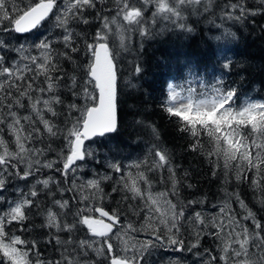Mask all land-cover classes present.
Masks as SVG:
<instances>
[{
  "label": "snow or ice",
  "instance_id": "6c2138e0",
  "mask_svg": "<svg viewBox=\"0 0 264 264\" xmlns=\"http://www.w3.org/2000/svg\"><path fill=\"white\" fill-rule=\"evenodd\" d=\"M106 2L0 0V203L5 202L2 194L12 180L26 182L16 186L17 196L0 210V260L8 264H147L145 254L162 248L192 252L198 257L197 264H264V223L247 209L239 194L225 189L227 199L209 218L206 210H197L205 200L190 199L185 203L180 198L177 169L167 150L158 144L152 145L144 159L126 166L106 163L113 173H121L114 182L131 193L125 199L143 201L142 205L130 206L139 223L127 215L122 219L119 209L106 211L97 203V199H105L102 182L113 180V176L96 172L93 178L84 179L79 175L89 160L98 162L92 143L118 129L120 51H131L135 34L151 39L166 30L191 33L188 17L210 12L215 0H114L115 16L109 19L97 15L100 26L91 42L82 33H74L70 27L73 21L88 24L85 10ZM245 3L246 0H228L221 5V20H242L249 12ZM150 9L151 15L146 17ZM46 23L61 34L54 36L50 30L30 45H13L3 38L4 33L35 35ZM158 23L159 31H153ZM225 33L235 36L227 29ZM111 37L118 38L120 51L110 48ZM57 45L64 50H58ZM7 52L16 53V58L9 61ZM77 52L86 61L76 63L70 53ZM65 60L73 62L79 75L73 74L68 80L63 75H52L62 71ZM224 66L229 67L227 63ZM140 72L141 67L135 65L133 73ZM222 79L200 90L191 87V82L187 89L170 83L163 107L180 130L192 137L193 151L202 148V137H207L212 146L206 153L209 164L223 174L226 183L233 174L238 183L250 180V187L260 192V203L264 205V102L245 100L237 106L236 90L223 87ZM60 88L71 94L67 103L62 94H57ZM25 108L30 111L21 114L19 110ZM46 113H50V118H45ZM61 115L65 116L63 127L57 123ZM5 133L13 138L14 149ZM45 133L48 139L62 140L56 159L46 158L51 144L37 146L43 144ZM152 133L158 139L154 127ZM45 170L51 174L45 175ZM149 173L159 174V182L170 187L153 192L154 181ZM42 193L50 198V206L43 209L37 199ZM65 193H72L74 210L69 199L64 198ZM232 197L245 209L242 219H237L238 214L229 205ZM32 208L41 209L39 214L45 215L41 227L48 229L47 243L59 249L56 259L41 258L35 240L29 242L10 231L13 224L23 226ZM95 213H99V218ZM139 233L146 238L137 239L134 234ZM185 233L189 236L187 241ZM203 236L221 242L218 254L199 251ZM169 264L183 262L176 257Z\"/></svg>",
  "mask_w": 264,
  "mask_h": 264
},
{
  "label": "trees",
  "instance_id": "16d2710c",
  "mask_svg": "<svg viewBox=\"0 0 264 264\" xmlns=\"http://www.w3.org/2000/svg\"><path fill=\"white\" fill-rule=\"evenodd\" d=\"M227 2L228 0H215L210 12L200 16H189L187 23L193 28L191 33L182 32L179 29L166 30L151 39H141L138 34H135L130 42L131 51H124V53L121 51L118 57L117 67L120 75L118 129L114 134L97 138V142L92 143L94 149L97 150L96 155L99 162L89 160L87 163L92 167L103 169L98 172L101 175L107 173L113 176V180L102 182L105 199L102 202L97 201L108 211L119 209L122 219L127 215L129 220L139 223V218L132 214L130 206L142 205L143 201L125 199V197H130L131 193L122 190V186L114 182L119 180L121 173H113L111 169L107 168L106 163L112 161L126 165L142 160L148 155L152 145L158 144L167 150L177 169V176L181 181L179 185L180 198L185 203L190 199L205 200L204 206H197V210L223 204L227 199L225 196V189H227L229 193H238L247 209L264 223V205L260 203L261 194L250 187V180L238 183L233 174L226 183L223 174L208 162L206 153L212 147L208 138L202 137L203 147L193 151L192 137L180 130V126L174 118L168 116L163 107L169 83L172 82L185 88L189 87V82H191V87L200 90L205 86H211L220 77L223 78V87L236 90L237 106L243 104L245 100L264 102V6L250 5L254 1L246 0L245 7L249 12L242 20H221V5ZM232 2L235 3L237 0H232ZM252 10L255 11V15L251 14ZM115 13L114 0H107L104 4L97 3L95 9H87L84 12V17L89 21L88 24H84L82 21H73L70 27L74 29V33H82L84 38L91 42V37L100 26V21L96 18L97 15L108 16L111 19ZM145 15L146 17L150 16L151 10ZM160 27L161 24L158 23L153 31H159ZM225 29L234 33L235 36L227 35ZM50 30L54 36L61 34L59 29H52L51 25L46 23L36 31L35 35L30 33L20 36L16 33H4L3 38L13 45H30L36 42L37 37L48 34ZM77 39L79 40L80 37ZM109 45L112 49L114 48L113 50L118 51V38L111 37ZM79 46L82 51L83 43L81 42ZM57 48L61 51L64 50L60 45H57ZM70 54L76 63H82L87 59L80 52ZM6 56L11 61L16 58V53L7 52ZM226 63L229 67L224 66ZM135 65L141 67V72L138 75L133 73ZM61 67V72H55L52 75H63L65 80H68L73 74L79 75L75 72L72 61H63ZM40 80L43 81V77H40ZM126 82H131L136 87H130ZM60 83L63 84L64 81L62 80ZM40 86L46 87V84ZM57 94H62L66 103L72 99L71 94L64 88H60ZM34 95L36 94L34 93ZM56 107L60 109L65 106ZM19 111L21 114H27L30 109L25 108ZM45 118H50V113H46ZM64 119L65 116L61 115L57 121L61 127H63ZM38 126L43 128L40 124ZM152 127L156 129L158 139L153 135ZM5 138L8 139L10 147L14 149L13 138L7 133H5ZM49 144H51L52 150L47 153L46 158L56 159L57 152L62 146V140L48 139L45 133L43 144L38 143L37 146L47 147ZM214 171L217 172L216 175H213ZM47 172L49 171L45 170V175L51 174ZM93 175L91 169L82 172L83 178ZM148 175L154 181L153 191H163L166 187H170V184L165 185L159 182V174L149 173ZM164 175L167 176V173ZM251 175L252 173L249 172V178ZM25 184L24 181L12 180L7 185V190L3 193L5 202L0 203V210L6 209L7 201L17 196V193H14L16 186ZM188 184H191L192 187L189 188ZM114 188L117 190L113 191ZM71 196L72 193H65L64 198L72 201L70 208L74 210L76 201L71 200ZM37 199L41 202V209L50 206V198H47L43 193ZM173 199L175 200V198ZM228 202L233 205L232 210L238 214L237 218L242 219V215L246 214L245 209L239 208L240 204L236 202L235 197H232ZM41 209L28 210L29 219L23 226L11 225L10 231L29 242L35 240L41 258L56 259L59 257V249L53 244L47 243L48 229L41 227L45 222L44 216L41 217L39 214ZM71 218L69 215L68 219L71 220ZM244 223L250 225L251 221ZM208 240V236H206L202 244L206 245L209 243ZM205 250L214 254L217 252L210 247L202 249L203 252ZM0 264H8V261L0 260Z\"/></svg>",
  "mask_w": 264,
  "mask_h": 264
},
{
  "label": "rangeland",
  "instance_id": "374dc122",
  "mask_svg": "<svg viewBox=\"0 0 264 264\" xmlns=\"http://www.w3.org/2000/svg\"><path fill=\"white\" fill-rule=\"evenodd\" d=\"M248 1H250V2H252V1H254V3L252 4V3H250V5H260V6H264V3H261L260 2V0H248ZM151 10V9H150ZM257 10V9H256ZM152 11V10H151ZM250 12H255L254 10H252V11H250ZM113 27H115V26H113ZM111 47V46H110ZM114 49V48H113ZM118 51H120V50H118ZM120 53H121V51H120ZM122 53H124V51H122ZM123 55V54H122ZM170 84V83H169ZM171 84H174V83H172L171 82ZM188 87H185L184 89H187ZM196 88V87H195ZM178 91L180 90V88H178L177 89ZM184 95L186 96L187 95V93L186 92H184ZM245 131H247V130H245ZM93 147V146H92ZM94 148V147H93ZM96 150V149H95ZM97 151V150H96ZM97 162V161H96ZM98 162H99V160H98ZM130 164V163H129ZM126 165H128V164H126ZM125 165V166H126ZM86 169H91V174H94L95 175V173L96 172H100L99 170H103V169H99V168H95V167H92L90 164H86V166H85V168L83 169V170H86ZM83 170L82 171H80V173H79V175L81 176V177H83L82 176V172H83ZM132 171H136V170H132ZM47 173H50V172H47ZM99 174H101V173H99ZM94 175L92 176V177H89V178H84V179H91V178H93L94 177ZM121 175H119V177H120ZM222 181V180H221ZM224 183V182H223ZM153 192H155V191H153ZM14 193H16V191L14 192ZM3 195V194H2ZM67 199V198H66ZM97 200H99V199H97ZM183 200V199H182ZM184 201V200H183ZM69 202H70V206L72 205V201H70L69 200ZM97 203H99L98 201H97ZM7 205H8V203H6ZM230 205V204H229ZM202 206H204V205H202ZM220 206H222V204H218V205H214V206H211V207H203V209L204 210H206V214H207V216L210 218L212 215H214V214H216L217 212H218V209H219V207ZM201 207V206H200ZM230 207H231V209H233V205L231 204L230 205ZM239 208H241L240 206H239ZM242 209V208H241ZM44 216V221H45V215H42L41 214V217H43ZM94 216L96 217V215L94 214ZM237 219H239V218H237ZM125 223H127V222H125ZM134 235H136V238L137 239H139V240H143V239H145L146 237H145V235L143 234V233H139V234H134ZM206 236H203V238L201 239V241H200V248H199V251H202V249L204 248V247H210V248H212V249H214L215 251H217L216 252V254H218L219 253V245H220V241L219 240H216V239H214L212 236H208V242L209 243H207L206 245H203L202 244V242H203V240H204V238H205ZM184 238H185V240L187 241V240H189V236H188V234L187 233H185L184 234ZM187 246V245H186ZM195 251V250H194ZM203 252V251H202ZM214 254V253H213ZM176 257H179V258H181V260H182V262H183V264H197V261H198V257H196V256H194L193 254H192V252H189V251H184V252H173V251H171V250H165V249H162V248H156V249H152L151 250V253L150 254H145V261L147 262V264H169V261L170 260H172L173 258H176ZM221 264H222V262H221Z\"/></svg>",
  "mask_w": 264,
  "mask_h": 264
},
{
  "label": "water",
  "instance_id": "95a60500",
  "mask_svg": "<svg viewBox=\"0 0 264 264\" xmlns=\"http://www.w3.org/2000/svg\"><path fill=\"white\" fill-rule=\"evenodd\" d=\"M27 34H29V33H25V34H18V35H27ZM111 48V47H110ZM117 118H118V124H119V112H118V108H117ZM111 134H113V133H111ZM109 135V134H108ZM106 210V209H105ZM106 211H108V210H106ZM98 215H99V213H97ZM104 220H105V222L107 223L108 221H107V218H104Z\"/></svg>",
  "mask_w": 264,
  "mask_h": 264
},
{
  "label": "bare ground",
  "instance_id": "6f19581e",
  "mask_svg": "<svg viewBox=\"0 0 264 264\" xmlns=\"http://www.w3.org/2000/svg\"><path fill=\"white\" fill-rule=\"evenodd\" d=\"M17 34V33H16ZM30 34V33H29ZM28 35V34H27ZM20 36H22V35H20ZM23 36H26V35H23ZM114 134V133H113Z\"/></svg>",
  "mask_w": 264,
  "mask_h": 264
}]
</instances>
